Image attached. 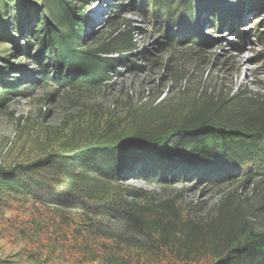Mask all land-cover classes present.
I'll return each instance as SVG.
<instances>
[{"label":"rangeland","instance_id":"obj_1","mask_svg":"<svg viewBox=\"0 0 264 264\" xmlns=\"http://www.w3.org/2000/svg\"><path fill=\"white\" fill-rule=\"evenodd\" d=\"M64 1L82 15L86 49L98 48L117 17L132 28L135 48L126 60L102 56L113 66L95 83H77L82 75L65 67L61 86L45 82L53 65L33 60V41L25 45L43 17L53 21L43 0H0V171L24 185L8 191L0 178V264H217L233 234L239 241L264 234V132L221 127L261 150L232 170L157 158L134 165L158 173L125 184L147 196L138 201L140 224L73 196L55 181V168L30 177L18 169L76 154L137 124L159 132L180 126L210 96H264V0H199L193 17L169 20L158 17L156 0ZM25 11L21 35L15 19ZM218 172L227 180L215 189L207 180ZM246 172L254 175L243 183Z\"/></svg>","mask_w":264,"mask_h":264},{"label":"trees","instance_id":"obj_2","mask_svg":"<svg viewBox=\"0 0 264 264\" xmlns=\"http://www.w3.org/2000/svg\"><path fill=\"white\" fill-rule=\"evenodd\" d=\"M197 2L199 0H156L155 4L158 17L169 20L182 15L193 17ZM43 4L53 21L49 22L43 17L37 29L31 33V38L25 40V45L29 48L33 41L37 46L33 60L41 66L45 60L53 65L54 76L44 77L47 79L45 82L54 80L61 86L59 80L66 76H60L58 71L65 67L67 75H82L76 80L77 83H95L109 66H113V60L102 56L129 55L135 48L132 28L118 24L117 17L112 20L110 31L98 48L86 49L82 46V15H77L64 0H43ZM26 15L25 11L15 19L18 34L25 32L22 19ZM126 55L124 60L128 57ZM70 81L69 84L72 83ZM222 126L252 134L264 132V96L254 93H235L231 99L222 95L210 96L204 106L189 110L180 126L164 125L159 132L157 128L146 130L148 127L137 124L76 154L50 155L18 169L20 174L30 177L38 171L55 168V181L69 193L73 192V196L98 202L101 210L117 211L128 223L140 224L144 208L138 201L146 200L147 196L144 191L125 184L130 180L158 176V173L154 174V171L149 174L147 169H133L134 165L157 158L161 162L167 161L169 166H183L182 163L188 164L187 160H190L205 165L209 170L223 172L261 155L259 146L234 137L235 132H223ZM189 163L188 166H194ZM77 166L81 168L79 172L74 170ZM221 172L207 180L215 189L222 188L227 180ZM3 173L0 171L5 189L19 193L20 187L24 188L22 184L14 186L16 182L13 177ZM253 175L251 172L244 173L243 183H247ZM161 176L164 173L161 172ZM154 227L159 228L160 224L156 223ZM235 236L233 234L230 252L226 256H218L217 264H264V234L254 233L241 241Z\"/></svg>","mask_w":264,"mask_h":264}]
</instances>
